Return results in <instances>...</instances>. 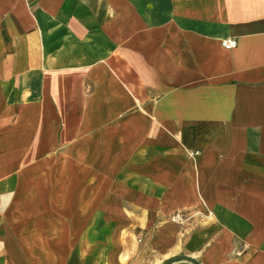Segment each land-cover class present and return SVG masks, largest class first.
I'll list each match as a JSON object with an SVG mask.
<instances>
[{
    "label": "crops",
    "instance_id": "obj_1",
    "mask_svg": "<svg viewBox=\"0 0 264 264\" xmlns=\"http://www.w3.org/2000/svg\"><path fill=\"white\" fill-rule=\"evenodd\" d=\"M189 259L264 264V0H0V264Z\"/></svg>",
    "mask_w": 264,
    "mask_h": 264
},
{
    "label": "built area",
    "instance_id": "obj_2",
    "mask_svg": "<svg viewBox=\"0 0 264 264\" xmlns=\"http://www.w3.org/2000/svg\"><path fill=\"white\" fill-rule=\"evenodd\" d=\"M224 47L226 48H232L235 47L237 45V41L236 39H224L222 41ZM171 220L175 223H183L186 220V217L184 215L183 212H175L172 216H171Z\"/></svg>",
    "mask_w": 264,
    "mask_h": 264
},
{
    "label": "trees",
    "instance_id": "obj_3",
    "mask_svg": "<svg viewBox=\"0 0 264 264\" xmlns=\"http://www.w3.org/2000/svg\"><path fill=\"white\" fill-rule=\"evenodd\" d=\"M187 264H191V261H190V259L188 260Z\"/></svg>",
    "mask_w": 264,
    "mask_h": 264
}]
</instances>
